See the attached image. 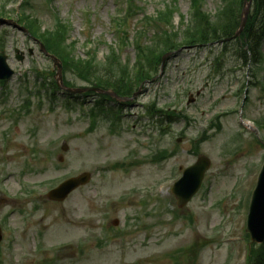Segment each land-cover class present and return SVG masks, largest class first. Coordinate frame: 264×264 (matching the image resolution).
Masks as SVG:
<instances>
[{"label":"rangeland","instance_id":"obj_1","mask_svg":"<svg viewBox=\"0 0 264 264\" xmlns=\"http://www.w3.org/2000/svg\"><path fill=\"white\" fill-rule=\"evenodd\" d=\"M21 1L7 5L10 20L15 21ZM163 1L134 0V4L143 7L145 16H153ZM217 5L218 0H208L205 10L214 14ZM32 6L43 29L52 26V12L69 24V42L77 43V57H85L86 39L103 43L99 61L107 56L109 46L118 49L109 26L114 0H52L48 8L42 0H34ZM178 9L186 16L189 0H178ZM174 25H178L177 16ZM3 30L8 64L15 71L5 85L7 105L21 103L26 95L20 89L39 90L42 103L39 107L37 97H30L32 105L20 119L18 135L12 132L15 124L11 123L8 141L0 139V222L5 223L0 264H245L248 201L264 161V128L254 126L264 118V60L257 66L243 65L230 47L215 62L220 45L183 49L166 61L163 75L146 86L134 105L123 108V131L110 136L102 119L92 133L86 132L93 98L78 99L83 105L77 102L68 110L64 106L76 99L58 93L51 103L33 74V69L51 71V63L25 35L7 25L0 26V34ZM15 48L24 52L22 62L15 60ZM28 48L34 51L32 57L27 56ZM261 50L264 55V41ZM119 54L134 63L132 47ZM196 92L200 96L187 105L188 94ZM245 97V106L239 107L243 113L222 115ZM154 102L156 108L181 113L187 121L175 122L170 135L163 137L156 126L142 128L148 123L143 112ZM216 115H222L218 133L210 127ZM241 116L248 127L238 123ZM10 122L0 121V138ZM240 127L246 133L241 130L244 138L238 140L235 132ZM204 131L211 138L198 151L210 158L211 169L191 202L178 209L171 185L195 161L192 144ZM63 143L68 145L65 154ZM162 149L174 150L176 156L160 165L147 163V158ZM55 154L63 156L64 162L58 163ZM132 159L142 163L126 172L109 170L115 163ZM83 171L92 173L88 186L62 204L46 200L52 186ZM24 188L31 189L26 198ZM135 216L140 222L134 221ZM180 248L183 254L172 258Z\"/></svg>","mask_w":264,"mask_h":264},{"label":"trees","instance_id":"obj_2","mask_svg":"<svg viewBox=\"0 0 264 264\" xmlns=\"http://www.w3.org/2000/svg\"><path fill=\"white\" fill-rule=\"evenodd\" d=\"M205 1L190 0L192 14L189 23L184 29L182 27L178 31H173L172 28V18L177 11L175 3L165 6V9L158 11L156 16L145 18L144 23L147 27L151 24L156 27V23H160L167 26V29L160 31L161 37H157V40L155 38L154 46L142 43L137 32L138 35L134 39L136 63L132 69H129L127 64L121 63L113 52L103 68L97 61L94 50L88 53L87 59L76 58L74 56L75 44L65 43L67 27L57 22L53 30L41 33L38 21L24 12L31 7L29 1H25L21 7L23 11L21 22L31 35L42 41L49 53L61 60L65 74L75 76L91 86L112 88L121 96H129L141 82L150 80L157 74L161 56L166 52L185 46L205 45L234 33L238 25L242 0H219L220 6L214 16L203 12ZM128 18L129 15L115 22L117 32L125 36L124 39L122 38L124 41L128 39V31L125 28ZM182 23L183 21H181V26ZM263 37L264 0H253L252 12L241 35L242 46H248L249 51L257 57ZM158 44L160 48H157ZM243 57H246L244 51ZM248 262L249 264H264V246L253 250Z\"/></svg>","mask_w":264,"mask_h":264},{"label":"water","instance_id":"obj_3","mask_svg":"<svg viewBox=\"0 0 264 264\" xmlns=\"http://www.w3.org/2000/svg\"><path fill=\"white\" fill-rule=\"evenodd\" d=\"M246 15L247 10H244L242 25L240 26V29H242L243 24L245 23ZM54 61L58 66V76L60 80L61 67L60 65H58L56 60ZM0 73L3 76L9 75V71L4 65V59H1L0 62ZM207 167L208 162L205 159H200L195 166L188 168L184 172L181 180L173 186L172 193L176 197L179 207H183L197 192L200 186L201 179L203 177V173L207 169ZM86 179L87 175H83L78 179L69 180L62 184L58 189L50 192L48 194V197L51 200L60 201L64 199L73 188L77 186L78 182L81 181V183H84ZM247 230L251 234L252 241L257 243H262L264 241V165L260 172L258 183L250 202L249 214L247 219ZM1 238L2 237L0 231V241Z\"/></svg>","mask_w":264,"mask_h":264}]
</instances>
